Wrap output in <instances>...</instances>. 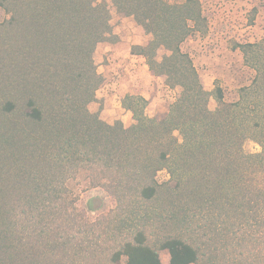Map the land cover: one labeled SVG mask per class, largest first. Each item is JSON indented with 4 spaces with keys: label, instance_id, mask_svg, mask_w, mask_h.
I'll return each instance as SVG.
<instances>
[{
    "label": "trees",
    "instance_id": "trees-1",
    "mask_svg": "<svg viewBox=\"0 0 264 264\" xmlns=\"http://www.w3.org/2000/svg\"><path fill=\"white\" fill-rule=\"evenodd\" d=\"M107 1L150 38L130 54L178 90L160 120L140 95L121 101L129 127L89 110L104 83L97 48L119 41ZM0 11V264H163L160 252L167 264H264V37L235 46L252 78L226 102L182 51L207 30L199 0H0ZM81 176L115 202L94 221L69 187Z\"/></svg>",
    "mask_w": 264,
    "mask_h": 264
},
{
    "label": "rangeland",
    "instance_id": "rangeland-1",
    "mask_svg": "<svg viewBox=\"0 0 264 264\" xmlns=\"http://www.w3.org/2000/svg\"><path fill=\"white\" fill-rule=\"evenodd\" d=\"M166 1L176 3L183 0ZM199 1L207 21V30L204 34H195L187 39L182 45V51L191 58L205 90L211 91L218 82L224 91L225 101L234 102L237 100L238 90L248 85L252 78V73L243 65L242 56L235 46L256 43L264 37V0ZM107 4L111 13L112 31L119 41L116 44L99 45L94 56L97 72L98 67L107 69L103 85L109 87L114 100L111 108L107 110V115L104 118L100 115V118L109 124L121 119L125 121L126 114L120 108L124 96L143 95L148 101L146 115L160 120L168 112V107L177 97L178 90L168 89L162 78L154 77L147 66H144V61L132 59V55H129L131 47L144 45L150 38L132 18L118 17L109 1ZM4 19L5 16L0 11V22ZM163 54V51L159 52L158 57ZM126 57L128 60L123 61ZM130 65L134 67V75L127 74L125 70ZM138 82L141 84L137 85ZM112 83L116 86L110 87ZM97 100L98 103L89 106L92 113L99 110L104 99ZM209 108H216L212 99ZM101 111H105L104 107ZM243 147L247 154L259 151V147L251 141H246ZM157 179L159 182H165L168 176L161 172ZM69 187L77 197L76 207L86 213L89 221H94L115 206L114 200L102 190H88L84 176L77 182H71ZM160 261L163 264L168 263L169 256L166 252H160Z\"/></svg>",
    "mask_w": 264,
    "mask_h": 264
},
{
    "label": "crops",
    "instance_id": "crops-1",
    "mask_svg": "<svg viewBox=\"0 0 264 264\" xmlns=\"http://www.w3.org/2000/svg\"><path fill=\"white\" fill-rule=\"evenodd\" d=\"M129 55H131V54H129ZM138 59L140 60L141 58H138ZM127 60H128V58L126 57V58H124L123 61H127ZM142 61H144V60L141 59V62ZM144 66H145V63H144ZM99 69H100V72H99ZM125 70H126L127 74H129V75H132V74L134 75L135 74V71H134V69L132 68L131 65L128 66L127 68H125ZM130 70H132V73H130ZM98 74H100L103 78H105L104 74H107V69L106 68H103V67H98ZM139 84H141V83L138 82L137 85H139ZM108 91H109V89L99 90L97 92V95H96L97 98H103L104 99L103 100L102 107H104V110L105 111H100L101 118L102 117L104 118V116L107 115V112H108L107 110H109V108H111L112 103H114L113 97H112V95H110V91L109 92ZM120 108H121L122 112L126 114L125 115V121L126 122L123 119H121L120 121H122V123L124 124L125 127H129L133 123L132 118H131V114L128 113V112H125L122 109L121 105H120ZM107 124H109V123H107Z\"/></svg>",
    "mask_w": 264,
    "mask_h": 264
},
{
    "label": "built area",
    "instance_id": "built-area-1",
    "mask_svg": "<svg viewBox=\"0 0 264 264\" xmlns=\"http://www.w3.org/2000/svg\"><path fill=\"white\" fill-rule=\"evenodd\" d=\"M132 59L133 60H138V57L132 56ZM133 69H134V67H133ZM130 73H132V70H130ZM114 86H116V84L115 83H112L110 87H114ZM103 89H109V87L106 84H104V85H102V87L100 88V90H103Z\"/></svg>",
    "mask_w": 264,
    "mask_h": 264
}]
</instances>
